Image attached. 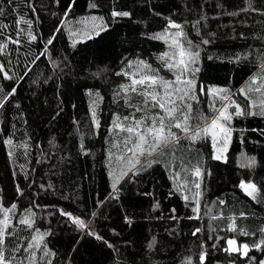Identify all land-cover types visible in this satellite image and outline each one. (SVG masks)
<instances>
[{"label":"trees","instance_id":"1","mask_svg":"<svg viewBox=\"0 0 264 264\" xmlns=\"http://www.w3.org/2000/svg\"><path fill=\"white\" fill-rule=\"evenodd\" d=\"M0 9L7 25L0 27V45H7L0 51V207L17 206L10 215L18 239L10 237V247H27L38 230L46 235L37 264L264 262V116H233L220 159L210 136L193 142L173 128L179 143L132 170L116 159L121 148L113 145L125 134L112 129L117 115L135 112L126 101L143 107L142 96L121 91L130 83L123 72L143 60L174 79L159 59L181 31L170 21L182 25L185 46L191 41L199 51L190 125L217 115L211 104L229 103L211 88L259 113L240 89L264 73V0H0ZM84 16L98 24L68 26ZM21 17L31 23H18ZM166 30V39L154 38ZM149 159L158 162L148 167ZM242 182L256 185V199ZM24 217L32 228L19 224ZM232 238L238 248L249 245L247 255L225 251ZM10 254L27 255L23 248Z\"/></svg>","mask_w":264,"mask_h":264},{"label":"snow or ice","instance_id":"2","mask_svg":"<svg viewBox=\"0 0 264 264\" xmlns=\"http://www.w3.org/2000/svg\"><path fill=\"white\" fill-rule=\"evenodd\" d=\"M249 6H251V0H249ZM95 7V5H93ZM254 11L256 9H253ZM3 14V10L0 9V15ZM127 16V12L118 13L114 12L113 16ZM95 19V18H93ZM25 24H30L28 20H24L21 17V21ZM0 27H7V25H0ZM170 27L181 29L171 36V42L169 44V51L164 52L160 57L163 67L167 68L174 76V79L166 78L160 75V69H153L150 64L140 60L136 62V68L132 72L125 71L122 74L130 78V83L121 85V91L125 94L137 93L144 98L143 107H137L130 105L126 101V106L134 107L135 112L126 116L117 115L112 122V129L117 133H124L125 135L120 137V142L114 144L113 147L121 148V155L116 159L120 162L126 163L128 170L135 169L137 165L142 164V158L154 157L163 154V151L172 145L178 144L180 137L172 129L181 130L186 137L195 142L201 138L211 137L213 148L216 150L215 159H220L223 152L227 150V145L231 139L232 128L230 122L233 116L244 115H262L264 116V73L258 74V76L252 77L249 84L246 86L247 91L242 88L240 92L245 95L246 99H251L250 108H259V113L251 111L249 106L241 103H237L229 99L227 94L228 90L211 88L209 93L215 98L220 97L222 100H229V103L222 108H215L214 103L210 105L214 112L217 113L211 120L208 117L201 114L198 118L203 121V124L197 128H193L190 125V121L193 119V104L192 101L199 102V97L196 94V77L195 74L199 71V68L195 65L199 59V51L193 50L194 46L191 41H187V47L185 43L181 41L180 37L184 36L182 31V25L176 24L170 21ZM167 30L164 34L157 35L156 39H166L168 37ZM32 40H35V36H31ZM186 39V37H185ZM52 41L49 40L48 43ZM18 43V41H13ZM207 43V41H204ZM7 45H0V51H3ZM3 65H0V71H3ZM132 68L133 65L130 62L128 65ZM264 68V64L261 65ZM120 75L121 73H117ZM6 78L11 79L7 76ZM201 93L204 92L203 86L200 89ZM14 92V90H13ZM221 93L225 95L220 96ZM257 94L256 98H252L251 94ZM119 95V93H117ZM95 103V102H94ZM3 107V103H0V108ZM230 108H234V112L229 111ZM136 112L141 113L139 117L136 116ZM93 118L96 119L97 127L99 121L96 118L95 110H93ZM8 144H12L11 140L7 141ZM222 144L217 148V144ZM122 146V147H121ZM112 154L110 153V156ZM127 157V159H125ZM158 161L149 159L147 166L150 167L152 163ZM183 171H187L186 168H182ZM126 174L121 172V175ZM194 176H201V170L197 167L193 170ZM179 176V172L176 173ZM193 185L196 189H200V183L193 180ZM187 181L185 178L184 186ZM240 187L251 196L253 199L257 198L258 189L255 184L242 182ZM197 191L195 196H199ZM195 196L193 199H195ZM186 200L187 196L184 197ZM198 203V201H197ZM17 206L12 204L11 207H0V264H37L36 251L40 249L46 233H40L37 230L35 236L32 237V242L24 247L18 245L16 247H10V237L18 239L15 225L12 223L13 217L10 213H14ZM194 211H199L197 207ZM67 215H71L70 213ZM75 223L84 227V222L76 218ZM19 224L24 225L27 228H32L34 220L31 217H24L19 219ZM11 229V230H10ZM231 231H236L235 223L230 226ZM196 231H200L197 229ZM244 235H247L245 232ZM228 248L225 251H243L244 255H247L249 250L248 244H243L239 248L236 247L237 240L232 238L227 240ZM264 244V240L260 242ZM260 244L253 245L259 248ZM23 248L26 256L20 258L14 254L20 252ZM199 259L203 261L205 255L201 254ZM50 264V262H49ZM187 264H191V259L187 260ZM264 264V262H262Z\"/></svg>","mask_w":264,"mask_h":264},{"label":"rangeland","instance_id":"3","mask_svg":"<svg viewBox=\"0 0 264 264\" xmlns=\"http://www.w3.org/2000/svg\"><path fill=\"white\" fill-rule=\"evenodd\" d=\"M94 17L84 16V17H72V19L68 20V26L71 28L72 25L75 29H79L85 26H92L98 24V18L93 19ZM236 247H238L236 245Z\"/></svg>","mask_w":264,"mask_h":264}]
</instances>
